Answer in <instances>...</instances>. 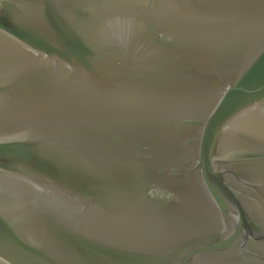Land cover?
<instances>
[{"label":"water","instance_id":"obj_1","mask_svg":"<svg viewBox=\"0 0 264 264\" xmlns=\"http://www.w3.org/2000/svg\"><path fill=\"white\" fill-rule=\"evenodd\" d=\"M0 264H264V0H0Z\"/></svg>","mask_w":264,"mask_h":264}]
</instances>
